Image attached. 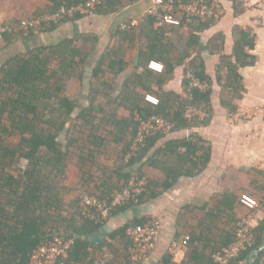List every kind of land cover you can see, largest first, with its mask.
I'll list each match as a JSON object with an SVG mask.
<instances>
[{"label": "crops", "instance_id": "obj_1", "mask_svg": "<svg viewBox=\"0 0 264 264\" xmlns=\"http://www.w3.org/2000/svg\"><path fill=\"white\" fill-rule=\"evenodd\" d=\"M220 2L225 10L224 16L202 28L201 32L197 33L187 24L163 27L155 24V29L163 30V36L160 39L152 36V42L143 35L146 10L153 3L152 0L123 4L114 2L96 15L66 20L39 32L7 34L0 41L1 69L15 57L27 55L37 48H56L63 42L74 40L72 49L78 50L75 57L78 63L74 74L66 83L67 96L78 103L80 110L87 108L92 102L102 103L107 107L108 117L116 112L108 111L110 105H113L120 110L115 113L119 119L128 118L130 112L123 105L132 108L137 97L144 100L148 93L170 97L171 104L177 109L179 101L187 96L186 71L192 58H196L199 65L204 64L208 75L204 81L209 83L212 80L209 104L203 103V108H200L206 112L207 117L197 120L200 123L198 126L176 130L160 139L140 167L146 166L145 176L151 181L159 182L166 180V166L187 171L188 165L182 164L176 155L166 153V143L192 134H196L208 150L206 165L200 170L194 169L191 174L182 173L167 189L157 185L153 189L155 196L146 197L140 205L116 213L99 230L85 235L84 238L94 245V248H90L91 258L98 264L104 263L107 256H110L108 262L126 264L128 252L121 240L110 241L111 248H97L113 232L135 220H148L151 216L161 219L162 238L148 264H160L166 255L171 256L172 264H196L195 261H190V243L188 251L179 253L176 257L169 253L170 246L182 241L185 236H189L190 241L196 237L200 240L195 244L198 254L210 257L215 249L223 248L231 242L244 220L250 221L253 232L264 223V116L232 121L228 117L229 109L222 104V95L227 91L216 81L222 56L233 52L235 28L241 27L249 31L254 36L255 47L247 50L256 56V62L240 69L242 97L234 99V104L237 109L248 111L264 106V0ZM52 6L50 0H0V26H15L22 19L50 12ZM131 23H136L137 26L123 29L124 25L129 26ZM140 25L142 42L138 55ZM192 34H197L198 42L193 41ZM157 43L162 53H153L148 47ZM186 52L189 57H184ZM80 58L83 60L82 64ZM151 60L165 64L166 72L162 77L166 79L160 82V74L151 71L153 75L142 82L147 88L144 90L138 76L145 72ZM121 62L126 63L127 67L119 73ZM100 66L101 72L96 74ZM223 74L225 76V71ZM92 87L100 92L93 99L90 98ZM175 108L171 110L172 114ZM113 131L107 125L99 128L98 134L105 136L106 140L94 158L85 161L83 172L79 168L78 157L89 159L88 155L73 149L68 157L67 179L63 186L70 195L72 193L70 197L73 204L82 193L103 196L105 188L102 186L105 181L115 187L118 185L119 178L115 172L122 167L121 159L124 154L123 148L113 143ZM82 142L87 148L90 147L89 143L85 144V138ZM183 151L184 149L180 150ZM129 162L126 156V163ZM83 174L85 180H82ZM243 196L256 200L259 208L252 211L244 207L240 202ZM74 207L77 211V206Z\"/></svg>", "mask_w": 264, "mask_h": 264}, {"label": "trees", "instance_id": "obj_2", "mask_svg": "<svg viewBox=\"0 0 264 264\" xmlns=\"http://www.w3.org/2000/svg\"><path fill=\"white\" fill-rule=\"evenodd\" d=\"M50 1L53 4L51 8L53 12L62 6L76 5L86 0ZM114 2L123 4L120 1H112L103 9ZM156 23L155 17L147 15L143 35L148 41L152 42V36L156 39L163 36V30L155 29ZM212 23L211 20L199 18L190 21L182 20V24H187L197 33ZM234 32L233 52L231 55L222 56V62L216 73L217 83L224 91H227L222 95V104L229 111L237 109L234 99L242 97L243 84L240 69L252 66L256 62V56L247 50V48L254 49V36L241 27L235 28ZM192 38L195 43L198 42L197 34H192ZM73 44L74 40H70L56 48H37L27 55L15 57L0 69V264H29L34 250L43 243L61 238L73 239L74 247L69 258L58 264H98L93 257L91 258L90 248H94V245L84 236L99 230L102 224H94L82 218L81 199L74 203L77 206V213L71 216L64 215L67 212L66 208H69L68 205L70 208H75L66 203L64 195L66 187L63 186L67 179V160L72 150L77 149L81 154L88 155L89 159L78 157L79 168L83 172L85 161L94 158L106 140L105 136L98 134L99 128L106 125L113 128V143L123 148L124 157L121 159L122 167L115 172L119 178L118 185L115 187L109 181L103 183L102 187L105 190L102 197L109 199L115 190L124 189L135 175L145 176L146 166L140 167V164L157 142L167 135L161 133L151 137L142 155L126 163V156L131 153L141 120L153 115L164 116L174 122L175 127L172 132L183 128H193L200 124L196 121L189 122L184 117L188 99H181L176 109L171 104V98L161 94H157L162 101L159 106L146 103L138 97L132 108L123 105L130 112L128 118L119 119L115 113L108 117L107 107L97 102H92L87 108L80 110L78 103L68 97L66 91V83L74 74L78 63L75 60L78 50L72 49ZM148 47L153 53L155 51L162 53L158 43L150 44ZM189 56L188 52L184 54V57ZM142 59H145V50L142 51ZM80 61L82 64V58ZM189 64V69L198 78L206 80L208 75L204 64L199 65L196 58H192ZM126 67L127 64L121 62L118 72L122 73ZM100 69L101 66L96 74L101 72ZM165 72L160 74L158 79L160 82L165 81L166 78L162 77ZM152 75L151 70L146 67L145 72L138 76L144 90L147 88L142 82ZM185 83L188 84L187 79ZM209 83V90L193 91L192 103L199 108H203V103L209 104L212 80ZM97 94L100 95V92L98 93L96 88L92 87L90 98ZM174 108L175 112L172 114L171 110ZM99 115L103 117L98 118ZM12 134L20 135L19 145L10 146L5 143V137ZM84 138L85 144L89 143V148L83 144ZM87 149L89 152L85 153ZM181 149L184 151L180 152ZM200 151L202 153L199 155ZM166 153L176 155L182 164L188 165L187 171L183 172V168L179 167L166 166V180L151 181L150 189L144 195L142 202L146 197L155 196L153 189L157 185L167 189L176 177L182 173L191 174L194 169L200 170L208 161V150L196 134L168 141ZM24 160L27 161V166L21 169L19 166ZM84 178L85 174L82 180H85ZM131 207L134 206L121 208L116 213ZM146 221L135 220L130 225L120 228L97 249L111 248L110 241L121 240L125 251L128 252L130 242L126 236L127 229L132 225L144 224ZM254 235L255 246L231 264L239 262L248 264L252 251L264 245V223L254 230ZM198 241L200 240L196 237L191 238L190 261H195L196 264H214L213 254L210 257L198 254L195 249ZM233 241L234 238L224 247L229 246ZM220 249L222 248L215 249L214 253ZM126 260V264H132L128 258ZM262 263H264V251L258 253L253 262V264ZM160 264H172L171 256L166 255Z\"/></svg>", "mask_w": 264, "mask_h": 264}, {"label": "built area", "instance_id": "obj_3", "mask_svg": "<svg viewBox=\"0 0 264 264\" xmlns=\"http://www.w3.org/2000/svg\"><path fill=\"white\" fill-rule=\"evenodd\" d=\"M112 1L133 2L136 0H86L83 3L62 6L57 11L39 13L31 18L22 19L17 25L0 26V41L6 34L13 33H31L39 32L43 28L60 25L66 20L77 19L84 16L96 15L101 9ZM225 14V10L220 0H155L154 6L147 11L157 19L159 26H181L182 20L190 21L195 18L201 20H211L217 22ZM136 23L129 26L124 25L123 29L136 27ZM147 68L155 73L162 74L166 71L165 64L151 60ZM187 79V96L188 102L184 109V117L189 122H194L207 117L205 111L201 110L193 101V91H207L210 84L198 78L192 70H188ZM144 100L155 106H159L162 101L154 94L148 93ZM264 116V106L254 107L250 111L239 110L230 111L228 117L232 120H249L256 116ZM141 126L137 137L133 142L131 153L128 155L129 161L142 155L148 147L151 137L164 133L169 134L175 127L174 122L166 119L161 115H153L148 119L141 120ZM202 151L199 152V155ZM26 162V163H25ZM25 167L27 161L24 160ZM151 180L146 176L135 175L128 185L122 190H115L109 199L100 195L86 194L80 205L82 218L94 224H105L110 221L116 211L128 206H138L148 190L150 189ZM241 204L249 210H256L259 204L256 200L243 196ZM126 236L130 242L128 249V258L133 264H148L151 256L162 238V221L157 216H151L144 224L132 225L127 229ZM190 237L185 236L180 242L173 243L169 248V253L176 257L179 253H186L189 248ZM256 244L255 235L249 220H244L238 226L234 241L227 247H224L213 253L212 260L214 264H231L240 256L252 249ZM74 247L73 239H58L48 241L33 251L29 264H58L69 258L70 252ZM110 256L105 258L106 264ZM264 264V263H262Z\"/></svg>", "mask_w": 264, "mask_h": 264}, {"label": "rangeland", "instance_id": "obj_4", "mask_svg": "<svg viewBox=\"0 0 264 264\" xmlns=\"http://www.w3.org/2000/svg\"><path fill=\"white\" fill-rule=\"evenodd\" d=\"M109 106V105H108ZM111 107H112V109H111ZM111 109V110H110ZM114 110V112L116 111V112H120V110L119 109H116V106L114 107L113 105H110V108H109V112H112ZM108 112V113H109ZM115 112V113H116ZM113 113V112H112ZM20 135L19 134H12V135H9V136H6L5 137V143L7 144V145H10V146H17V145H19V143H20ZM113 151L111 150V152L110 153H112ZM105 160H106V158H105ZM26 163V162H25ZM105 163H107V160H106V162ZM108 165V164H107ZM25 166V164H24V161H21V163H20V168L21 169H23V167ZM64 185H65V182H64ZM85 194H87V193H82L81 195H80V197H78V200L79 199H81L82 200V196H85ZM64 195H65V201H67V203L68 204H70L71 206H76V205H74L73 204V202L74 201H72V198L70 197V196H72V193H71V195L68 193V191L66 190L65 192H64ZM78 196V195H77ZM77 196H75V197H77ZM68 207L69 208H66L67 209V212H65L64 213V215L65 216H71V215H74L75 213H77L76 212V210H75V208H70V206L68 205Z\"/></svg>", "mask_w": 264, "mask_h": 264}, {"label": "water", "instance_id": "obj_5", "mask_svg": "<svg viewBox=\"0 0 264 264\" xmlns=\"http://www.w3.org/2000/svg\"><path fill=\"white\" fill-rule=\"evenodd\" d=\"M152 4L151 6L146 10V13L147 11H149L153 6H154V2L155 0H152ZM141 42H142V25L139 26V43H138V55L140 54V50H141ZM264 251V245L262 247H260L259 249H256L254 251H252L250 257H249V263L250 264H253L254 262V257L260 253V252H263Z\"/></svg>", "mask_w": 264, "mask_h": 264}]
</instances>
